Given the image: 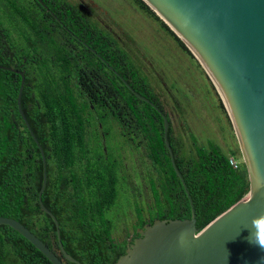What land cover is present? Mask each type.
Instances as JSON below:
<instances>
[{"label":"trees","instance_id":"1","mask_svg":"<svg viewBox=\"0 0 264 264\" xmlns=\"http://www.w3.org/2000/svg\"><path fill=\"white\" fill-rule=\"evenodd\" d=\"M41 1L59 21L38 0H0V5L11 7L12 51L20 58L27 56L29 63L35 56L31 76L23 86L21 109L45 154L47 182L42 203L56 217L67 253L82 264H113L139 234L134 231L130 240L112 236L113 222L107 213L120 194V164L106 157L100 143L90 146L92 119L96 117L101 124L114 119L129 143L145 149L156 171V177L150 178L153 206L146 218L137 209L136 228L154 219L189 218V201L164 143L161 115L137 98L83 42L137 93L162 109L140 66L78 4ZM130 1L160 22L192 57L142 0ZM0 64L8 65L1 60ZM9 78L16 76L0 68V216L18 220L65 264H76L60 253L54 221L39 206L41 155L17 108L19 84L9 83ZM168 141L192 198L198 230L249 191L244 162L238 161L236 168L229 163L230 157L238 160V149L224 152L216 143L201 146L193 140L194 152L186 154L171 123ZM0 264L52 263L18 232L0 225Z\"/></svg>","mask_w":264,"mask_h":264},{"label":"water","instance_id":"2","mask_svg":"<svg viewBox=\"0 0 264 264\" xmlns=\"http://www.w3.org/2000/svg\"><path fill=\"white\" fill-rule=\"evenodd\" d=\"M182 41L202 72L226 125L243 157L249 191L201 230L186 183L179 172L168 141L169 120L161 110L137 93L126 80L90 48L107 68L139 99L147 102L163 121V139L172 167L180 179L190 205V217L154 219L136 231L125 253L113 264H264V249L250 241L256 231L254 218L264 215V0H142ZM50 12L57 16L38 0ZM17 93V108L37 145L42 160V183L38 192L40 208L54 221L58 247L63 257L82 264L64 249L56 217L43 205L42 192L47 172L44 151L21 109L24 73ZM7 225L29 241L52 264H65L32 231L18 220L0 216Z\"/></svg>","mask_w":264,"mask_h":264},{"label":"rangeland","instance_id":"3","mask_svg":"<svg viewBox=\"0 0 264 264\" xmlns=\"http://www.w3.org/2000/svg\"><path fill=\"white\" fill-rule=\"evenodd\" d=\"M68 1L90 9L92 15L101 19L147 75L165 104L173 134L180 139L184 153L194 152L193 140L201 146L216 143L224 152L237 149L204 73L160 22L140 11L130 0ZM91 122L90 146L100 143L106 157L120 164V194L107 215L113 222V238L122 240L138 230L137 209L143 217L149 215L154 202L150 178L156 177V171L145 149L129 143L114 119H107L101 126L96 117ZM237 154L238 161H243L240 152Z\"/></svg>","mask_w":264,"mask_h":264},{"label":"flooded vegetation","instance_id":"4","mask_svg":"<svg viewBox=\"0 0 264 264\" xmlns=\"http://www.w3.org/2000/svg\"><path fill=\"white\" fill-rule=\"evenodd\" d=\"M10 9H11V7H9V6L0 5V60L8 64V65H6V64L2 65V66H6L9 68L15 69L17 71H22L24 73V77L26 79V77L31 76L32 67L35 66V63H34L35 62V59H34L35 56H33L30 59L31 62L29 63L27 56H21V58H20L19 55L14 53V51H12L13 48L11 45L12 44L11 43V36H12L13 32H12V18H11V10ZM82 9L85 11V14L89 18L98 22L104 31L110 32V30L107 29V26L103 23V21L101 19L97 18L96 15H92L93 12H91L90 9L87 10L84 7H82ZM66 30H67V32H69V34H71L73 37H75L76 39L79 40V38L76 35H74L70 30H68V29H66ZM74 48H76V46ZM37 57L41 58L39 55H37ZM14 74H15L16 78H9L8 79L9 83L12 82V83L20 84V80H21L20 75L18 73H14ZM32 76H34V75H32ZM145 76L147 77V75H145ZM147 79H148V77H147ZM149 83H150L151 88H152L153 92L155 93L158 101L160 102V104L162 106V109H160L161 112L163 114H165V116L167 117L168 120H170L169 113L167 112V110L165 108V104H164L163 100L161 99V97H159V94L157 92H155V89L153 88L150 80H149ZM170 123H171V120H170ZM99 125L101 126L102 124L99 123ZM102 135L104 137V133H102ZM131 238H133V235H130L128 237L129 240Z\"/></svg>","mask_w":264,"mask_h":264},{"label":"clouds","instance_id":"5","mask_svg":"<svg viewBox=\"0 0 264 264\" xmlns=\"http://www.w3.org/2000/svg\"><path fill=\"white\" fill-rule=\"evenodd\" d=\"M252 224L255 226L256 231L251 233L250 241L264 249V215L254 218Z\"/></svg>","mask_w":264,"mask_h":264},{"label":"built area","instance_id":"6","mask_svg":"<svg viewBox=\"0 0 264 264\" xmlns=\"http://www.w3.org/2000/svg\"><path fill=\"white\" fill-rule=\"evenodd\" d=\"M229 163L230 165H232L234 168H236L238 166V160H236L235 158L233 157H230L229 159Z\"/></svg>","mask_w":264,"mask_h":264}]
</instances>
